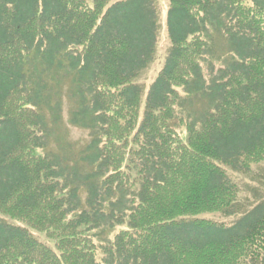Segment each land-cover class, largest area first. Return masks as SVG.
Instances as JSON below:
<instances>
[{"label": "trees", "instance_id": "16d2710c", "mask_svg": "<svg viewBox=\"0 0 264 264\" xmlns=\"http://www.w3.org/2000/svg\"><path fill=\"white\" fill-rule=\"evenodd\" d=\"M110 2L0 0V216L19 224L0 220V264H264V200L241 208L229 176L264 162V0H170L145 104L156 0Z\"/></svg>", "mask_w": 264, "mask_h": 264}, {"label": "rangeland", "instance_id": "374dc122", "mask_svg": "<svg viewBox=\"0 0 264 264\" xmlns=\"http://www.w3.org/2000/svg\"><path fill=\"white\" fill-rule=\"evenodd\" d=\"M128 0H111L109 3V7H112L113 5L125 2ZM156 5L158 8L159 13V24H160V30L158 34V45H157V55H156V61L155 63L150 67L149 70L144 72L140 78L138 79V84L144 88L145 95L143 97V104L146 103L147 99V92L150 90L151 85L156 81L158 78V75L162 68L164 67V64L166 62L167 53L171 47V41H170V24H169V11H170V0H156ZM220 47H224V50L226 51V44L219 43ZM219 47V48H220ZM224 51V54H225ZM222 54L218 48H214V53L209 54V59L214 60L211 62V69L221 68L222 66V58L226 56ZM205 83H202L201 87L200 85L197 86L195 91H201L207 92L206 87H209L212 85L210 83L209 76L204 77ZM208 83V85H206ZM206 85V86H205ZM188 107V106H187ZM194 109H185L184 111L181 110L180 114L183 115L185 118L189 119V113L193 114L194 110L197 112L200 110L199 105H195ZM71 109V104L68 102L66 98H64V118H65V127L62 133L64 134V137L66 138V141L70 142L73 145V150L80 151L82 148H84L90 141V134L85 131L78 128L70 127L68 125V119H69V113ZM144 111V106L142 108V112ZM53 148H55L53 146ZM92 158L89 159L86 158L85 161L89 162ZM249 174H237L232 171H229V176L232 179V181L238 185L240 189L239 193V202L241 208L246 209V211L251 210L254 206H256L258 203L264 200V162L254 165L252 167V170ZM85 197V195H83ZM241 216H235V217H229L224 216L221 214H209L204 215L201 218L214 221L219 224H225L228 227L233 225ZM4 219L9 223L19 225L17 222H13L9 219L3 218L0 216V220ZM120 230L117 229L115 231L102 228L99 229V231L96 232L97 240L101 243H104L105 241L112 240L115 236V234ZM33 236L37 238L38 240L51 245L52 243L47 239L46 235L43 233H39L36 231H31Z\"/></svg>", "mask_w": 264, "mask_h": 264}]
</instances>
